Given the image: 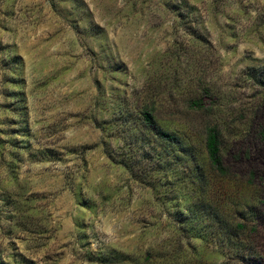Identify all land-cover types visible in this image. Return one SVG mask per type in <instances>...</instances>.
<instances>
[{
  "label": "rangeland",
  "instance_id": "obj_1",
  "mask_svg": "<svg viewBox=\"0 0 264 264\" xmlns=\"http://www.w3.org/2000/svg\"><path fill=\"white\" fill-rule=\"evenodd\" d=\"M249 69L264 0H0V264H264ZM208 84L228 178L186 103Z\"/></svg>",
  "mask_w": 264,
  "mask_h": 264
},
{
  "label": "trees",
  "instance_id": "obj_2",
  "mask_svg": "<svg viewBox=\"0 0 264 264\" xmlns=\"http://www.w3.org/2000/svg\"><path fill=\"white\" fill-rule=\"evenodd\" d=\"M264 69L260 71L262 73ZM257 70L249 69V77L259 85L264 86V78L261 76L257 78L255 73ZM220 96H217V91L211 87V85H205L201 89H197V93L188 97L186 103L190 109L202 114L205 117V140L204 150L208 159V162L212 169L222 178L231 177L230 167L225 165L222 159V147L224 145V130L227 131L230 128L224 127V121L229 117L230 113L226 114L225 118L222 115L223 107L218 103ZM143 123L145 128L152 129L155 135L165 141L181 146V141L174 135L165 133L155 128V122L152 116L148 113H144ZM256 179L262 183L264 176H260V173H251L247 182L251 185H255Z\"/></svg>",
  "mask_w": 264,
  "mask_h": 264
}]
</instances>
